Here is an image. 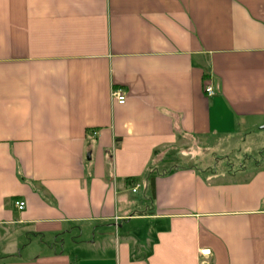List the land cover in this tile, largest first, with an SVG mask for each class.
<instances>
[{
  "label": "crops",
  "instance_id": "obj_1",
  "mask_svg": "<svg viewBox=\"0 0 264 264\" xmlns=\"http://www.w3.org/2000/svg\"><path fill=\"white\" fill-rule=\"evenodd\" d=\"M256 129L264 0H0V264H264V163L188 147Z\"/></svg>",
  "mask_w": 264,
  "mask_h": 264
},
{
  "label": "rangeland",
  "instance_id": "obj_2",
  "mask_svg": "<svg viewBox=\"0 0 264 264\" xmlns=\"http://www.w3.org/2000/svg\"><path fill=\"white\" fill-rule=\"evenodd\" d=\"M244 137L246 139L240 140L239 137H234L225 142H217L215 138H203L196 143L194 139H191L188 147L197 144L203 147L201 153H203L205 161L198 160L197 165L205 173L212 171L225 173L229 168L236 169L243 165L247 166V169L253 170L264 163V130L249 131L242 135V138ZM205 152L207 154H204ZM133 195L144 198L145 188H141L138 193Z\"/></svg>",
  "mask_w": 264,
  "mask_h": 264
},
{
  "label": "trees",
  "instance_id": "obj_3",
  "mask_svg": "<svg viewBox=\"0 0 264 264\" xmlns=\"http://www.w3.org/2000/svg\"><path fill=\"white\" fill-rule=\"evenodd\" d=\"M171 152L164 150V151H154L153 153V158L146 168V174H145V179L150 181L151 185L153 182V178L157 174H162V173H168L173 170V166L169 165L171 162L170 157H171ZM135 182V179L132 178L130 179L129 183L133 184Z\"/></svg>",
  "mask_w": 264,
  "mask_h": 264
},
{
  "label": "built area",
  "instance_id": "obj_4",
  "mask_svg": "<svg viewBox=\"0 0 264 264\" xmlns=\"http://www.w3.org/2000/svg\"><path fill=\"white\" fill-rule=\"evenodd\" d=\"M204 92L207 96H213L215 94V89L213 87L212 81L210 78H206L204 85H203ZM111 97L112 99L119 103L123 104L126 100V91L122 87H115L111 90ZM137 189V186H134L132 188L133 191ZM15 206L17 209L22 210L25 207V202L23 200H16L14 202ZM201 255H209L210 254V249H201L200 250Z\"/></svg>",
  "mask_w": 264,
  "mask_h": 264
}]
</instances>
